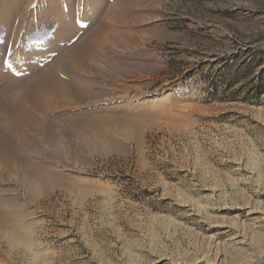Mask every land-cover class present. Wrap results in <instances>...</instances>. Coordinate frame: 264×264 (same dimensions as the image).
<instances>
[{
    "label": "rangeland",
    "instance_id": "rangeland-1",
    "mask_svg": "<svg viewBox=\"0 0 264 264\" xmlns=\"http://www.w3.org/2000/svg\"><path fill=\"white\" fill-rule=\"evenodd\" d=\"M156 1L160 17L131 29L152 31L139 61L151 66L140 83L147 97L174 104L163 117H140L138 135L94 142L116 147L85 151V170L97 179L85 182L92 192L81 202L68 188L42 198L31 248L0 245L11 264H205L211 257L216 264H264V0ZM1 3L0 44L15 46L3 53L0 89L21 104L37 83H27L15 64L17 46L40 50L56 39L60 21L20 2L15 13L25 25L17 28L15 18L1 16ZM83 3L74 4L80 29ZM64 52L48 65L56 67ZM11 117L0 110L4 128L20 124Z\"/></svg>",
    "mask_w": 264,
    "mask_h": 264
},
{
    "label": "bare ground",
    "instance_id": "bare-ground-1",
    "mask_svg": "<svg viewBox=\"0 0 264 264\" xmlns=\"http://www.w3.org/2000/svg\"><path fill=\"white\" fill-rule=\"evenodd\" d=\"M22 1L33 5L34 10L36 7L37 11L46 9L59 19L60 26L56 39L40 50L30 48L31 51L21 53L17 46L15 64L24 71L27 83H37L27 87L22 94L23 102H13L12 94L0 89L2 114L21 121L10 129L0 123V245L6 241L11 249L21 244L31 248V239L42 226L37 221L36 207L42 198L57 188H68L66 191L75 194L76 200L81 202L92 192L85 182L91 184L97 179L85 170V161L89 159H85L84 153L87 155L88 150L100 147H116L111 140L110 144L97 147L94 142L104 143L110 135L126 136L131 131L138 135L141 131L135 130L133 124L141 130L145 125L140 123V117L162 116L175 100L161 105L162 96L147 97L142 90L143 72L151 65L139 61L147 52L152 31L131 30L160 17L159 1L114 0L101 19L110 0H81L84 10L76 20L82 29L75 25V0H1V16L6 20L10 16L15 18L10 21L17 28L25 25L21 14L15 13ZM87 29H93L92 33L82 42L81 36ZM13 44L11 40L0 44V70L8 64L7 60L3 62L4 51H13ZM60 51L64 55L58 59L56 67L48 65ZM104 52H111L116 58ZM4 77L6 72L4 75L0 72V80ZM168 96L173 97V93ZM77 109L82 110L84 116L75 117L71 110ZM145 110L151 112L142 116ZM2 248L0 246V264H11V254H5ZM258 251L255 255L261 261L263 251ZM205 261V264H216L212 257Z\"/></svg>",
    "mask_w": 264,
    "mask_h": 264
}]
</instances>
